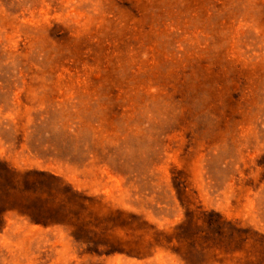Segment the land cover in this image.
<instances>
[{"label": "rangeland", "instance_id": "374dc122", "mask_svg": "<svg viewBox=\"0 0 264 264\" xmlns=\"http://www.w3.org/2000/svg\"><path fill=\"white\" fill-rule=\"evenodd\" d=\"M0 264H264V0H0Z\"/></svg>", "mask_w": 264, "mask_h": 264}]
</instances>
